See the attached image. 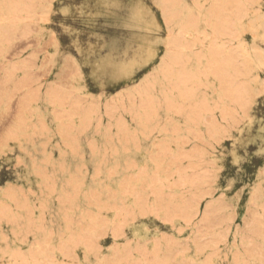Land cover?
<instances>
[{
  "label": "rangeland",
  "instance_id": "1",
  "mask_svg": "<svg viewBox=\"0 0 264 264\" xmlns=\"http://www.w3.org/2000/svg\"><path fill=\"white\" fill-rule=\"evenodd\" d=\"M0 264H264V0H0Z\"/></svg>",
  "mask_w": 264,
  "mask_h": 264
},
{
  "label": "bare ground",
  "instance_id": "2",
  "mask_svg": "<svg viewBox=\"0 0 264 264\" xmlns=\"http://www.w3.org/2000/svg\"><path fill=\"white\" fill-rule=\"evenodd\" d=\"M244 2H245V1H244ZM247 3H248V2H247ZM247 3H246V4H247ZM245 6H246V5H245ZM245 6H244V7H245ZM249 7H250V5H249ZM245 8H246V7H245ZM245 8H244V9H245ZM244 12H247V11H244ZM247 15H248V14H247ZM247 15H246V16H247ZM242 16H243V15H242ZM247 17H248V16H247ZM163 65H164V63H163ZM162 69H164V68H162ZM165 69H166V68H165ZM165 69H164V70H165ZM161 71H162V70H161ZM162 73H163V72H162ZM166 73H167V72H166ZM170 73L172 74V72H170ZM170 73H169V75H170ZM167 75H168V74H167ZM176 75H178V73H177ZM165 76H166V75H165ZM165 76H164V77H165ZM162 77H163V76H162ZM164 77H163V78H164ZM174 77H175V76H174ZM167 78H169V77H167ZM179 78H180V76H179ZM181 78H183V77H181ZM189 78H190V77H189ZM153 79H154V78H153ZM165 79H166V77H165ZM173 79H174V78H173ZM173 79H172V80H173ZM176 79H177V77H176ZM187 79H188V77H187ZM167 80H168V79H167ZM179 80H180V79H179ZM185 80H186V79H185ZM185 80H184V83L187 81V80H186V81H185ZM154 81H155V80H154ZM168 81H169V80H168ZM170 81H171V79H170ZM177 81H178V80H177ZM188 81H189V80H188ZM146 82H147V81H146ZM157 82H158V81H157ZM161 82H162V81H161ZM180 82H182V79H181ZM187 83H188V82H187ZM181 84H183V83H181ZM185 84H186V83H185ZM169 85H170V84H169ZM174 85H175V84H174ZM174 85H173V87L176 86V85H175V86H174ZM149 86H150V85H149ZM177 86H178V85H177ZM183 86H184V85H183ZM185 86H186V85H185ZM185 86H184V87H185ZM152 87H153V86H152ZM154 87H155V86H154ZM164 87H165V86H164ZM171 88H172V87H171ZM142 89H144V88H142ZM162 89H163V88H162ZM162 89H161V90H162ZM185 89H186V88H185ZM185 89H183V90H185ZM139 90H140V89H139ZM146 90H147V89H145L144 91H146ZM168 90H169V89H168ZM174 90H175V89H174ZM178 90H180L179 87H178L177 90H175V91L178 92ZM181 90H182V87H181ZM154 91H155V90H154ZM146 92H147V91H146ZM148 92H149V91H148ZM160 92H161V91H159V94H160ZM167 92H169V91H167ZM172 92H173V91H172ZM172 92H171V93H172ZM180 92H181V91H180ZM186 92H187V91H186ZM189 92H190V91H189ZM191 92H192V90H191ZM191 92H190V93H191ZM195 92H196V91H195ZM195 92H194V93H195ZM162 93L165 94L164 92H162ZM171 93H170V95H171ZM178 93H179V92H178ZM182 93H184V92H182ZM187 93H188V92H187ZM190 93H189V94H190ZM148 94H149V93H148ZM155 94H156V93H155ZM173 94H174V93H173ZM173 94H172V95H173ZM184 94H185V93H184ZM199 94H200V93H199ZM149 95H151V94H149ZM167 95H168V94H167ZM167 95H165V96H167ZM178 95H179V94H178ZM182 95H183V94H182ZM182 95H181V96H182ZM194 95H195V94H193L192 96L194 97ZM130 96H131V95H130ZM142 96H143V95H142ZM144 96H145V95H144ZM162 96H163V95H162ZM140 97H141V96H140ZM148 97H149V96H148ZM150 97H151V96H150ZM167 97H168V96H167ZM167 97H165V98H167ZM188 97L190 98V95H189ZM188 97H187V99H189ZM131 98H133V97H131ZM145 98H146V97H145ZM185 98H186V96L184 97V99H185ZM149 99H150V98H149ZM170 99H171V98H170ZM179 99H180V98H179ZM179 99H178V100H179ZM167 100H168V99H167ZM175 100H177V99H175ZM185 100H186V99H185ZM142 101H143V100H142ZM146 101H148V100H146ZM158 101H159V100H158ZM164 101H166V100H164ZM170 101H171V100H170ZM173 101H174V100H173ZM173 101H171V102H173ZM179 101H180V100H179ZM193 101H194V100H193ZM149 102H150V101H149ZM176 102H177V101H176ZM142 103H143V102H142ZM165 103H166V102H165ZM191 103H192V102H191ZM148 104H149V103H148ZM148 104H147V106H148ZM159 104H160V102H159ZM159 104H157V105H159ZM162 105H163V104H162ZM173 105H174V104H173ZM177 105H178V104H177ZM177 105H174V107L177 106ZM144 106H145V104H144ZM166 106H169V105H167V103H166ZM170 106H172V104H171ZM148 107H149V106H148ZM177 107H178V108H181V107H179V106H177ZM159 108H160V107H159ZM193 108H194V107H193ZM145 109H146V108H145ZM145 109H144V111H145ZM165 109H166V108H165ZM181 109H183V108H181ZM181 109H180V111H181ZM187 109H189V108H187ZM187 109H186V110H187ZM190 109H191V108H190ZM156 110H157V109H156ZM193 110H194V109H193ZM160 111H162V110H160ZM168 111H169V109H168ZM184 111H185V110H184ZM184 111H183V112H184ZM193 112H194V111H193ZM144 113H145V112H144ZM150 113H151V112H150ZM155 113H156V112H155ZM175 113H176V111H175ZM175 113H174V115H175ZM184 113H185V112H184ZM145 114H146V113H145ZM168 114H169V113H167V115H168ZM187 114H188V112H187ZM147 115H148V114H147ZM147 115H146V116H147ZM153 115H154V114H153ZM155 115H156V114H155ZM194 115H195V114H194ZM149 116H150V115H149ZM188 116H189V115H188ZM192 116H193V114H192ZM143 117H144V116H143ZM155 117H156V116H155ZM167 117H168V116H167ZM158 118H159V117H158ZM165 118H166V117H165ZM145 119H146V117H145ZM145 119H144V120H145ZM150 119H151V118H150ZM169 119H170V118H169ZM144 120H143V121H144ZM146 120H148V119H146ZM152 120H153V119H152ZM155 120H156V119H155ZM155 120H154V121H155ZM157 120H158V119H157ZM170 120H171V119H170ZM173 120H174V119H173ZM148 121H149V120H148ZM161 121H162V119H161ZM164 121H165V120H164ZM167 121H168V120H167ZM191 121H192V120H191ZM144 122H146V121H144ZM152 122H153V121H152ZM168 122H169V121H168ZM174 122H175V121H174ZM168 124H169V123H168ZM151 125H152V124H151ZM143 127H144V126H143ZM161 127H162V126H161ZM165 127H166V126H165ZM167 127H168V126H167ZM175 127H176V126H175ZM145 128H146V127H144V130H147V129H145ZM151 128H152V127H150V129H151ZM150 129H149V130H150ZM173 129H174V128H173ZM159 130H160V129H159ZM174 130H175V129H174ZM152 131H153V129H152ZM164 131H166V130L164 129ZM167 131H168V130H167ZM173 132H174V131H173ZM173 132H172V134H174ZM166 133H167V132H166ZM166 133H165V134H166ZM142 134H143V133H142ZM158 134H159V132H158ZM161 134H162V133H161ZM144 136H145V135H144ZM148 136H149V135H148ZM146 137H147V136H146ZM148 138H149V137H148ZM161 139H162V138H161ZM167 139H168V138H167ZM157 140H158V139H157ZM169 140H170V139H169ZM155 141H156V139H155ZM164 141H165V140H164ZM164 143H165V142H164ZM168 143H169V142H168ZM151 144H152V143H151ZM162 144H163V143H162ZM166 144H167V143H166ZM152 145H153V144H152ZM158 146H159V145H158ZM160 146H161V145H160ZM156 147H157V146H156ZM156 147H155V148H156ZM160 148H161V147H160ZM160 148H159V149H160ZM157 149H158V148H157ZM166 149H168V147H167ZM164 150H165V149H164ZM153 151H154V150H153ZM158 151H159V150H158ZM165 151H166V150H165ZM165 151H164V152H165ZM154 152H155V151H154ZM160 152H161V151H160ZM166 152H167V151H166ZM158 153H159V152H157V154H158ZM159 154H160V153H159ZM161 154H162V153H161ZM161 154H160V155H161ZM164 155H166V154L164 153ZM156 156H157V155H156ZM158 158H159V157H158ZM157 162H158V161H157ZM156 169H157V168H156ZM208 194L210 195L209 192H208ZM157 198H158V197H157ZM212 198H213V197H212ZM195 204H197V203H195Z\"/></svg>",
  "mask_w": 264,
  "mask_h": 264
}]
</instances>
